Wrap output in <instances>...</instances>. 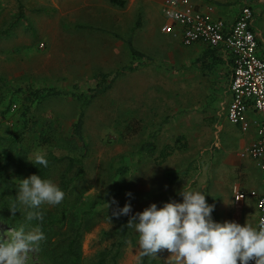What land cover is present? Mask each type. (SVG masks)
<instances>
[{"label": "rangeland", "instance_id": "374dc122", "mask_svg": "<svg viewBox=\"0 0 264 264\" xmlns=\"http://www.w3.org/2000/svg\"><path fill=\"white\" fill-rule=\"evenodd\" d=\"M163 1L128 0L125 8H119L108 0H0V28L12 24L11 36L0 35V75L6 79L0 83V92L42 87L86 92L107 74L104 85H111L85 108L84 142L73 132L80 100L69 94L33 105L24 160L30 162L26 154L36 151L46 154L54 160L46 178L59 185L63 175L74 176L78 169L68 158H82L85 175L79 182L88 188L86 195L110 192L117 202L105 204L111 213L126 203H131L130 214H134L152 203L161 207L172 200L182 202L178 193L185 187L213 194L222 222L234 221L233 185L240 174L225 170L221 160L222 146L238 148L241 138L238 134L230 142L223 137L233 126L223 109L229 101L230 67L206 68L198 61L199 51L166 34L163 37L159 31L164 22ZM194 1L198 7L214 6L229 21L252 3L264 40V0ZM20 3L24 18L17 17ZM140 15L142 23L134 31V43L154 61L134 71L124 70L131 62L126 38ZM24 109L25 103L17 101L3 114L0 104V152L7 151V140L22 124ZM40 130L51 137L49 143L42 144L32 135ZM153 132L157 134L156 151L141 152ZM167 145L174 149L164 158L161 153ZM171 172L178 173L175 183L169 179ZM31 175L28 166L20 173L14 169L19 180ZM246 223L256 226L253 217H245L242 225ZM114 226L103 220L85 234L87 263L111 244L112 238L103 231ZM15 230L0 221V239L7 242ZM140 253L138 244L128 245L121 264H136ZM171 255L166 249L157 253L165 264H177ZM25 264L47 263L35 251L27 254Z\"/></svg>", "mask_w": 264, "mask_h": 264}, {"label": "trees", "instance_id": "16d2710c", "mask_svg": "<svg viewBox=\"0 0 264 264\" xmlns=\"http://www.w3.org/2000/svg\"><path fill=\"white\" fill-rule=\"evenodd\" d=\"M108 1L119 8H125L128 3V0ZM246 5H249L255 10L252 3ZM241 9L242 8L239 9V13ZM255 15L257 16L256 10ZM24 16L23 5L20 3L17 17L24 18ZM141 23L142 16L140 15L133 33L126 38L131 62L123 67L124 70L134 71L154 61L153 57L138 49L134 43V31L137 27L141 26ZM0 35L11 36L12 24L7 25L5 28H0ZM198 61H201L203 65L205 63L206 68L209 69H214L220 64L230 67L223 56V52H221L219 48L210 47L208 45H206L203 54L198 57ZM107 77L108 75L104 74L101 81L86 92H66L56 87H42L32 90L11 88L12 91L7 93L0 92V104L2 105L1 111L3 114L8 113L17 101L25 103L22 124L19 125L20 127L8 138V148H4L8 152H0V221L4 222L6 225H10L16 230L21 226H24L26 230L36 226L41 227L46 235V240L42 242L38 253L39 259L47 264H121L120 261L125 253L126 247L128 245L136 246L138 244V234L134 229L127 227L131 216L135 213L128 216H120L119 218L113 217L112 213L109 212L105 206L107 202L114 199V196L111 197L110 192H106L104 195H86L88 188L79 182L83 180L85 175L82 158H68L70 164H78L76 174L71 177H68L66 174L63 175V180L62 182L60 181L59 186L65 192V197L59 205H43L41 207L44 216L42 223L38 221H34L30 224L27 223L19 211H17L15 217H13L11 210L8 208L17 196L18 187L16 184L19 183V178L14 177V169H17L20 173L22 168L28 166V170H30L32 174L46 178L53 168L52 163L54 160L52 159L47 158L49 166L44 168L27 162L23 158V152L25 151L24 146L26 143L25 133L30 130L29 122L31 117L29 115L32 113L33 105L51 96H64L69 94L80 100L81 112L79 118L74 123L73 132L75 136L84 142L85 108L111 85H104L107 81ZM0 83H6L5 77L1 75ZM33 134L42 144L49 143L51 140V137L48 136L45 131L43 132V130L33 132L32 135ZM150 137L151 140L141 145V152L153 153L156 151L157 134L153 132ZM173 149L174 147L171 145L164 147L161 153L162 157L166 158L169 156L173 152ZM169 179L171 183H175L178 179V173L171 172L169 174ZM118 193H120V191L115 192L114 195L117 196ZM205 194H208L206 196L207 202L215 205V210L212 214L213 219L217 222H221V217L217 211V198L208 191L205 192ZM103 220L112 221L115 224L113 229L103 231V235L111 237L112 242L108 247L99 250L93 262L87 263L83 251L84 236L86 233L91 232ZM136 264L165 263L159 259L158 256L144 257L140 253Z\"/></svg>", "mask_w": 264, "mask_h": 264}, {"label": "clouds", "instance_id": "9594fccd", "mask_svg": "<svg viewBox=\"0 0 264 264\" xmlns=\"http://www.w3.org/2000/svg\"><path fill=\"white\" fill-rule=\"evenodd\" d=\"M31 163L47 168L46 154L36 151L26 154ZM137 175V174H136ZM127 176L132 179L133 176ZM18 194L8 207L13 217L19 211L27 223L43 222V205H59L65 192L50 178L33 174L16 184ZM183 201L165 202L158 207L152 203L142 212L131 216L127 227L138 234V246L144 257H156L168 250L177 264H264V216L257 225H241L235 221L217 222L213 219L214 204L206 200L208 194L183 188ZM127 195L131 196V193ZM113 203H117L113 199ZM131 203L116 207L112 216H128ZM46 235L41 227L21 226L11 231L7 242L0 239V264H25L27 254L40 249Z\"/></svg>", "mask_w": 264, "mask_h": 264}, {"label": "built area", "instance_id": "2783aa9c", "mask_svg": "<svg viewBox=\"0 0 264 264\" xmlns=\"http://www.w3.org/2000/svg\"><path fill=\"white\" fill-rule=\"evenodd\" d=\"M211 6L198 7L192 0H164L161 30L179 37L185 46L204 43L219 48L230 65V99L223 107L229 122L248 131L257 126L256 139L241 155L253 157L264 173V55L263 39L256 26L255 10L245 5L232 21L214 17ZM255 114V117H251ZM264 183V177H263ZM236 203L251 197L257 202L258 219L264 216V193L256 189L233 190ZM258 223V222H257ZM251 264H255L252 261Z\"/></svg>", "mask_w": 264, "mask_h": 264}, {"label": "crops", "instance_id": "0c3cea01", "mask_svg": "<svg viewBox=\"0 0 264 264\" xmlns=\"http://www.w3.org/2000/svg\"><path fill=\"white\" fill-rule=\"evenodd\" d=\"M196 5L199 4L196 1L192 0ZM210 5L207 4H200V8L206 9ZM211 13L214 17H223L225 14L215 8L214 6H211ZM162 10V8H161ZM163 14V11H161ZM239 12H237L236 17L238 16ZM235 17V18H236ZM234 18V19H235ZM164 19V16H163ZM165 21V19H164ZM163 21L161 22L160 26V34L164 37V34L167 36H170L175 42L177 40L179 41L180 45H183L181 39L177 36H175L172 33H165L161 30V27L163 25ZM177 39V40H176ZM263 45H264V40H263ZM185 46V45H183ZM187 47V46H186ZM193 50L199 51V56L200 57L204 50L206 49V44L204 43H196L192 46ZM262 55H264V47L262 48ZM230 81V80H229ZM230 85V83H229ZM229 99H230V89H229ZM255 114H252L251 117H255ZM233 126L228 128V131L223 134L224 139H227L228 141L235 140L236 136L238 134L241 135L240 138V143L238 148H233L231 145L226 144L227 146L223 145L222 150H221V156L224 164L225 170L228 169H233V171H239L240 174V179L238 181H235V184L233 185V190L235 186H238L244 191H250L253 189H256L257 191L264 193V183H263V177L264 173L261 171L260 167L258 166L257 161L251 157V156H246L243 157L241 155L242 150L250 145L255 139H256V129L257 126L252 124V127L248 131H243L240 126L234 125L231 123ZM235 126V127H234ZM221 131H223V126L220 128ZM222 142V141H221ZM223 144V143H222ZM221 144V145H222ZM225 144V143H224ZM234 195V193H233ZM233 218L234 221L237 223H240L242 225V221L244 220L245 217L249 218H255V224L257 225L258 222V208H257V202L254 198H247L240 203H236L233 201ZM218 211V210H217ZM219 213V212H218ZM220 215V213H219ZM255 216V217H254ZM221 217V222H222V216ZM257 219V220H256Z\"/></svg>", "mask_w": 264, "mask_h": 264}]
</instances>
